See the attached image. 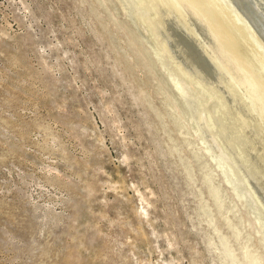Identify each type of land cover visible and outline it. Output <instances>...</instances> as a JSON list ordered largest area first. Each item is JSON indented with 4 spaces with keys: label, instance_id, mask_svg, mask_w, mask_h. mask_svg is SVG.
Here are the masks:
<instances>
[{
    "label": "rangeland",
    "instance_id": "374dc122",
    "mask_svg": "<svg viewBox=\"0 0 264 264\" xmlns=\"http://www.w3.org/2000/svg\"><path fill=\"white\" fill-rule=\"evenodd\" d=\"M143 3L0 0V264H264V213L248 201L264 193L205 148ZM199 89L213 128L233 127L230 153L264 180L243 125L217 126L225 106Z\"/></svg>",
    "mask_w": 264,
    "mask_h": 264
},
{
    "label": "bare ground",
    "instance_id": "6f19581e",
    "mask_svg": "<svg viewBox=\"0 0 264 264\" xmlns=\"http://www.w3.org/2000/svg\"><path fill=\"white\" fill-rule=\"evenodd\" d=\"M135 11L139 23L150 35L155 58L176 95L187 105L199 106L197 113L203 132L212 143L210 148H205L229 165L236 181L248 193L251 186L257 193H264V180L256 178L253 168L248 172L233 155L236 141L228 135L233 127L219 125V121H229V114L233 121L243 125L238 130L239 138H249L251 146L246 147L247 152L264 166V131L259 123L249 121L255 119L247 110L250 103L264 122V0H144L141 9L136 7ZM230 81L238 90H231ZM195 87L207 94L212 92L219 104L225 106L223 115L214 118L219 125L218 132L206 115L208 108L192 94ZM209 111L214 114L215 107H209ZM216 137L225 144L222 145L226 151ZM248 197L249 206L256 211L259 221L264 213V195L260 205L250 193ZM260 223L257 222V228L261 230Z\"/></svg>",
    "mask_w": 264,
    "mask_h": 264
}]
</instances>
